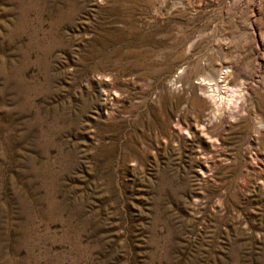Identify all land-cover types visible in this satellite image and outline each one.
Here are the masks:
<instances>
[{"label":"rangeland","instance_id":"1","mask_svg":"<svg viewBox=\"0 0 264 264\" xmlns=\"http://www.w3.org/2000/svg\"><path fill=\"white\" fill-rule=\"evenodd\" d=\"M0 264H264V0H0Z\"/></svg>","mask_w":264,"mask_h":264},{"label":"bare ground","instance_id":"2","mask_svg":"<svg viewBox=\"0 0 264 264\" xmlns=\"http://www.w3.org/2000/svg\"><path fill=\"white\" fill-rule=\"evenodd\" d=\"M34 6V5H33ZM151 55V54H150ZM222 82V81H221ZM213 98H215V96L213 97ZM200 100V99H199ZM215 100V99H214ZM202 102H204V104L205 105H207V106H209V102L207 101V100H205V99H203V101ZM217 102V101H216ZM217 108V107H216ZM185 127V126H184ZM192 127V126H191ZM188 128V127H187ZM186 128V129H187ZM192 130V129H191ZM194 130V129H193ZM190 131V130H189ZM192 133V132H191ZM251 163V162H250ZM254 164V163H253ZM259 166V165H258ZM207 170H210V169H207ZM206 171L205 170H202L201 171V174H204ZM196 211V210H195ZM198 211V210H197Z\"/></svg>","mask_w":264,"mask_h":264}]
</instances>
